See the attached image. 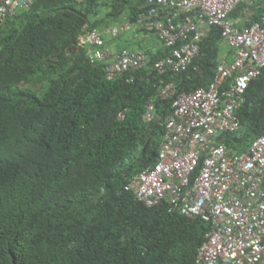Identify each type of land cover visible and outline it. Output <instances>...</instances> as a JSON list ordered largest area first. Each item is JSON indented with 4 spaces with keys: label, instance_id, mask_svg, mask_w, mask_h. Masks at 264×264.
Instances as JSON below:
<instances>
[{
    "label": "trees",
    "instance_id": "trees-1",
    "mask_svg": "<svg viewBox=\"0 0 264 264\" xmlns=\"http://www.w3.org/2000/svg\"><path fill=\"white\" fill-rule=\"evenodd\" d=\"M129 1L35 0L0 26V264H194L209 226L163 205L146 207L123 186L155 160L159 121L172 110V99L157 95L159 85L173 82L176 93L206 86L220 57V31L203 39L198 70L175 77L139 70L132 82L127 74L108 81L77 38L101 26L89 21L96 6H109L113 18L128 8L135 20L144 8ZM248 8L254 5L231 16ZM146 52L151 59L165 54L163 47ZM43 66L54 75L42 96L17 87ZM244 97L241 126L225 135L236 151L264 123V68ZM150 99L157 121L145 122Z\"/></svg>",
    "mask_w": 264,
    "mask_h": 264
},
{
    "label": "built area",
    "instance_id": "built-area-1",
    "mask_svg": "<svg viewBox=\"0 0 264 264\" xmlns=\"http://www.w3.org/2000/svg\"><path fill=\"white\" fill-rule=\"evenodd\" d=\"M35 0H0V26L27 10ZM258 0H145L137 22L160 42L164 56L151 59L144 50L111 51V38L130 29L121 21L106 31L87 27L77 38L90 63L104 65L113 81L127 74L178 76L198 70L202 41L212 28L228 55L218 58L212 79L189 92L161 84L158 96L171 100L155 160L127 178L123 186L146 207L165 206L168 213L199 218L209 228L194 264H264V123L244 151L231 149L225 135L239 130L245 91L264 68V15L250 24L231 13ZM141 8V7H140ZM120 113L118 118L121 119ZM145 122L157 121L154 100L146 102Z\"/></svg>",
    "mask_w": 264,
    "mask_h": 264
},
{
    "label": "crops",
    "instance_id": "crops-1",
    "mask_svg": "<svg viewBox=\"0 0 264 264\" xmlns=\"http://www.w3.org/2000/svg\"><path fill=\"white\" fill-rule=\"evenodd\" d=\"M128 3L129 6L140 8L143 6L144 0H130ZM253 5L254 8H248L249 11H240L235 17H233V19L237 22L241 21L245 23L264 15V0H258ZM253 5L245 6L252 7ZM109 11L110 7L107 5L96 6L94 8V12L89 16V21H98L99 25H101L99 28L103 31H106L109 26L121 21H127L130 23L129 31L120 33L114 38L105 34L107 47L111 51H118L122 48H127L131 50H144L155 53L162 49V45L156 37L148 34L140 23L137 22V18L135 20L130 19L131 12L128 8H125L116 18L107 17V13Z\"/></svg>",
    "mask_w": 264,
    "mask_h": 264
},
{
    "label": "rangeland",
    "instance_id": "rangeland-1",
    "mask_svg": "<svg viewBox=\"0 0 264 264\" xmlns=\"http://www.w3.org/2000/svg\"><path fill=\"white\" fill-rule=\"evenodd\" d=\"M17 24L18 22L16 21V25ZM4 33L5 31H0V37L3 36ZM226 48L227 47L223 43L219 42L218 53L220 56L228 54V50ZM53 75L54 73L50 72L48 67L43 66L41 69H37L33 74L26 76L23 81L17 85V87L28 89L36 93V95L42 96L48 87L49 79H51ZM236 146H239V144H236ZM141 149L142 145H139L138 150L140 151ZM131 174L132 173H129L128 176H131Z\"/></svg>",
    "mask_w": 264,
    "mask_h": 264
}]
</instances>
